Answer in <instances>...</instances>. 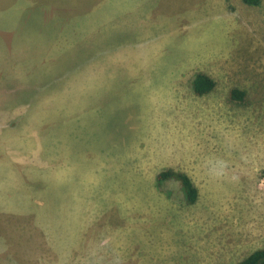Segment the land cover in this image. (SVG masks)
Wrapping results in <instances>:
<instances>
[{
  "label": "rangeland",
  "instance_id": "1",
  "mask_svg": "<svg viewBox=\"0 0 264 264\" xmlns=\"http://www.w3.org/2000/svg\"><path fill=\"white\" fill-rule=\"evenodd\" d=\"M198 72L212 92H194ZM168 168L195 204L156 185ZM259 248L264 0H0V264H237Z\"/></svg>",
  "mask_w": 264,
  "mask_h": 264
},
{
  "label": "trees",
  "instance_id": "2",
  "mask_svg": "<svg viewBox=\"0 0 264 264\" xmlns=\"http://www.w3.org/2000/svg\"><path fill=\"white\" fill-rule=\"evenodd\" d=\"M248 5H260L263 0H243ZM216 81L204 72L195 74L192 81V88L198 95H205L215 89ZM246 91L240 88H233L231 98L243 101ZM170 180H177L181 184L184 200L188 204H195L199 199V189L192 178L184 171L168 168L160 171L156 177V185L162 186ZM237 264H264V248H259L251 252L248 256L240 260Z\"/></svg>",
  "mask_w": 264,
  "mask_h": 264
}]
</instances>
